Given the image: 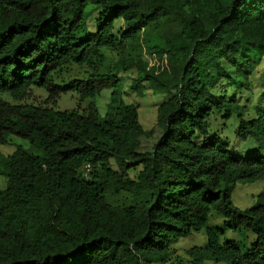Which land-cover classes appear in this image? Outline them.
<instances>
[{
  "label": "trees",
  "instance_id": "obj_1",
  "mask_svg": "<svg viewBox=\"0 0 264 264\" xmlns=\"http://www.w3.org/2000/svg\"><path fill=\"white\" fill-rule=\"evenodd\" d=\"M263 60L264 0H0V95L20 102L0 99V144L15 135L45 151L0 154V264H170L172 239L203 229L195 264H264V197L232 201L239 182L264 179V104L253 113L237 93ZM69 65L88 77L57 84ZM130 71L138 96L147 84L166 95L151 151L141 138L154 129L124 100ZM34 86L51 103L112 97L104 116L95 103L58 111L22 103ZM234 137L255 152L234 154ZM213 213L243 239L221 243Z\"/></svg>",
  "mask_w": 264,
  "mask_h": 264
},
{
  "label": "rangeland",
  "instance_id": "obj_2",
  "mask_svg": "<svg viewBox=\"0 0 264 264\" xmlns=\"http://www.w3.org/2000/svg\"><path fill=\"white\" fill-rule=\"evenodd\" d=\"M122 21H118L117 25ZM109 48H104L103 52L107 53ZM111 60L114 62L118 59L117 52H110ZM123 82L124 100L125 102H134L140 106V120L147 130L154 129V135L150 138L143 136L141 138V152L151 151L162 135V129L157 126L158 106L163 99L166 98L164 94H155L149 84L146 85L147 92L144 97L138 96L131 90V84L136 75L133 72H122L119 74ZM88 77L87 68L85 66L69 65L64 71L56 76L57 84H67L74 79H84ZM237 91V90H236ZM238 97L243 104H246L254 113L257 105L264 104V60L258 65L253 78L252 86L246 88L244 91H237ZM112 90L108 89L102 92L101 95L94 98L81 99L76 92L63 93L56 103L48 102L49 93L44 88L32 87L30 96L22 103L29 105H44L54 108L58 111L78 110L84 113L89 110L90 106L95 103L101 113L106 115L111 102ZM0 99L11 104H19L20 102L14 100L9 93L0 95ZM233 143L230 147L232 152L238 156H249L253 154L257 148L254 141L243 142L237 137H234ZM19 147L30 150L31 152L45 156V151L37 144H33L30 140L24 139L15 135L9 137L7 144H0V154L8 157L13 154ZM3 167L0 165V189H4L8 185V178L2 174ZM264 195V179L253 183L239 182L233 192L232 201L235 206L241 209H248L256 205ZM120 202H131L132 198H126L120 195ZM226 219L218 214L213 213L210 219V226L217 230H223L221 234V243L228 240L233 242L241 241L243 236L240 232H234L226 228ZM254 237L249 236V240L253 241ZM256 239V238H255ZM249 241V242H250ZM209 245V237L206 229L194 232L188 237H178L171 241L170 249L172 251L170 264L174 261H181L183 264H195L193 259L189 256L188 251L192 248H206ZM204 264H217L214 259H209Z\"/></svg>",
  "mask_w": 264,
  "mask_h": 264
}]
</instances>
